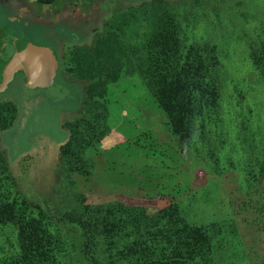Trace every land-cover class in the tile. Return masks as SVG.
<instances>
[{"label":"rangeland","instance_id":"1","mask_svg":"<svg viewBox=\"0 0 264 264\" xmlns=\"http://www.w3.org/2000/svg\"><path fill=\"white\" fill-rule=\"evenodd\" d=\"M139 1L142 0H83L79 11L83 8L86 19L96 15L98 20L92 36H83L81 31L61 25L60 21H55V25L29 23L28 28L24 26L28 23L25 19L16 23L18 35L24 34L29 43L53 51L57 40L63 41L64 46L59 49V56L54 51L59 70L53 79L20 73L9 90L0 95V107L6 103L18 110L13 126L0 131V151L10 160L9 171L13 175L10 178L0 163V191L14 183L12 191L17 193L16 186L27 188L40 179L52 192L58 190V196H53L55 201L66 203L65 192L70 185L65 174L60 173L59 155V147L68 139L63 125L77 117L95 120L96 114L85 105L87 81L75 78L69 71L71 52L91 45L98 35L106 33L112 16L136 7ZM163 1L175 10L185 44L216 46L221 62L222 110H228L233 102L239 109L249 101L252 112L256 105L261 108L259 116L263 120H256L257 125L254 120L250 122V128L257 133L253 135L256 150L251 155L256 162L264 151V78L255 69L253 54L264 56V0ZM6 12L7 8L0 4V34L13 21L8 19L9 13L3 16ZM107 94L103 101L109 112V134L97 146L100 153L88 150L94 172L91 180L76 178L77 191H90L89 200L95 204L114 201L118 195L125 200L142 199L149 211L157 210L158 196L182 199L181 209L190 224L219 228L213 237L216 250L212 264H264V180L258 172L245 173L247 162L232 165V158L216 172L199 160L201 152L194 156L189 150L178 149L164 114L138 77L111 83ZM248 116L253 118L254 112ZM233 121L224 120L220 131L213 126L207 129L208 137L218 140L220 148L226 149L223 142L233 141L228 138L227 129ZM244 130H248L247 126ZM238 144L243 149L242 142ZM28 155L32 158L24 160ZM246 178L250 179L248 183ZM138 184L148 187L140 191ZM37 187L39 190L43 186ZM68 192L71 199L72 191ZM62 235L67 245L57 249L60 260L64 264H84L76 251L77 237L67 230ZM17 246L13 228L0 226V259L11 256Z\"/></svg>","mask_w":264,"mask_h":264},{"label":"trees","instance_id":"2","mask_svg":"<svg viewBox=\"0 0 264 264\" xmlns=\"http://www.w3.org/2000/svg\"><path fill=\"white\" fill-rule=\"evenodd\" d=\"M181 30L175 10L165 1L142 0L112 16L106 33L98 35L91 45L71 52L69 71L87 81L85 105L96 112L95 120L77 117L63 125L68 139L59 147L60 173L69 182L71 199L66 189L67 201L60 205L53 198L58 190L52 192L40 179L27 188L15 185L17 193L12 191L14 183L0 191V226L13 228L18 241L17 251L1 258L0 264H62L57 249L67 245L63 230L77 237L76 251L84 264H212L216 250L213 237L219 228L190 224L181 209L182 199L158 196L157 210L149 211L142 199L125 200L122 195L95 204L89 200L90 191L81 193L75 187L76 178L91 180L95 165L88 150L100 153L97 146L109 134V112L103 99L110 84L137 77L164 114L178 149L189 150L194 156L201 152L199 160L216 172L231 158L232 165L247 162L245 173L257 171L264 180V151L256 162L251 157L257 133L250 122L257 125L256 120H263L261 108L256 105L253 118L248 116L253 113L250 101L239 109L233 102L228 110H222L221 62L216 46L187 45ZM253 62L264 78V56L254 53ZM17 114L15 106L0 107L2 133L13 126ZM224 120H234L227 127L233 141L223 142L226 149L207 135L210 126L220 131ZM246 126L248 130H244ZM0 163L13 178L10 160L1 151ZM39 185L43 187L38 190ZM145 187L137 185L140 191ZM164 198L167 200L161 204Z\"/></svg>","mask_w":264,"mask_h":264},{"label":"flooded vegetation","instance_id":"3","mask_svg":"<svg viewBox=\"0 0 264 264\" xmlns=\"http://www.w3.org/2000/svg\"><path fill=\"white\" fill-rule=\"evenodd\" d=\"M55 1L56 0H50L49 3H44V2H41L39 0V2L44 4V5L54 4ZM82 1L83 0H72L71 1V5L68 8L69 11L71 9V13H69V15H66L64 13L62 15V17L60 18V20H61L60 22H61V25L65 24V25H67L68 27H70L73 30H77L79 32L81 31L83 36H86V35L90 36L93 33V31L96 29V24H97L98 20H97L96 15H94L95 17L92 15L88 19H86L85 15H84L83 8L79 11L78 8L81 5ZM103 1H107V0H103ZM2 6L7 8V10H8V12L2 13L3 16L5 17L6 14L9 13L8 19L11 20V18H12L13 21L10 23V25L7 26L6 30H4L2 32V34H0V78H1L2 73H3V69H4L3 65H4V63L6 61H8V59L10 57L17 55L16 53H17L18 49L21 48V44H23V42H24L23 40H25V41L29 40L24 34L20 35V33H19V35H18L17 30L14 28L18 21L24 20V19L27 20L28 23L24 24V26L27 27V28L29 27V23L43 22L45 24L51 23V24L55 25V21H59V20L53 19V20H51V22L50 21L48 22L46 19H40V20L37 19V21L32 22L33 20L30 17H28V16H21L20 18H18V17L14 18L13 15H12V11L13 10L10 7H8V6H4V5H2ZM21 11L22 12H26L23 9ZM88 15H90V14H88ZM14 21H16V22H14ZM86 25H89L88 28H89V30H91L90 32H89V30H86L87 29ZM0 33H1V30H0ZM57 43H58V46H57L56 49L54 48V51L56 53H58V56H59L60 55L59 49L62 46H64V43L61 40H57ZM60 68H61V64H60ZM20 73L24 74L23 71H18L15 74L14 79L9 82V84H8L7 88L5 89V91L0 93V95L4 94L5 92H7L9 90V88L12 86L11 84L13 82H15V79L17 77L21 76Z\"/></svg>","mask_w":264,"mask_h":264},{"label":"water","instance_id":"4","mask_svg":"<svg viewBox=\"0 0 264 264\" xmlns=\"http://www.w3.org/2000/svg\"><path fill=\"white\" fill-rule=\"evenodd\" d=\"M16 56H12L4 63L0 78V93L4 92L9 82L14 79L18 71H23L31 77L43 79L54 78L59 70L56 53L48 47L36 46L28 41L21 44Z\"/></svg>","mask_w":264,"mask_h":264},{"label":"crops","instance_id":"5","mask_svg":"<svg viewBox=\"0 0 264 264\" xmlns=\"http://www.w3.org/2000/svg\"><path fill=\"white\" fill-rule=\"evenodd\" d=\"M0 4L10 7L12 15L17 14L15 17L28 16L35 22L40 19H46L48 22L53 19L60 20L65 13L69 15L71 13L68 10L71 2L69 0H56L54 4L44 5L39 0H0ZM26 12H22L21 10Z\"/></svg>","mask_w":264,"mask_h":264}]
</instances>
